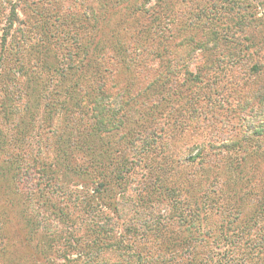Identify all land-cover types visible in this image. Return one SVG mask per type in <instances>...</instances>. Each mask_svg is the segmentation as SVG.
Wrapping results in <instances>:
<instances>
[{
	"label": "rangeland",
	"instance_id": "obj_1",
	"mask_svg": "<svg viewBox=\"0 0 264 264\" xmlns=\"http://www.w3.org/2000/svg\"><path fill=\"white\" fill-rule=\"evenodd\" d=\"M185 1L174 0L175 21L204 0ZM222 1L203 5L227 13L236 0ZM253 1L248 12L260 27L250 35L262 42L242 56L196 46L185 54L184 33L152 61L146 43L135 46L140 27L130 29L129 14L113 22V36L143 66L129 75L117 74L118 66L107 72L101 82L109 101L95 108L74 99L62 106L61 79L47 80L40 69L80 65L78 40L96 36L99 1L0 0V264H160L170 257L168 238H189L193 228L210 238L208 264H264V4ZM201 34L195 40L208 39ZM102 49L101 68L110 71L118 48ZM37 71L44 78L31 93ZM92 126L100 138L84 139L80 132ZM67 141L73 154L58 157L57 145ZM88 142L106 154L98 169L91 166L96 200L71 171L84 164ZM186 150L191 156L181 159ZM154 188L167 195L154 197Z\"/></svg>",
	"mask_w": 264,
	"mask_h": 264
},
{
	"label": "trees",
	"instance_id": "obj_2",
	"mask_svg": "<svg viewBox=\"0 0 264 264\" xmlns=\"http://www.w3.org/2000/svg\"><path fill=\"white\" fill-rule=\"evenodd\" d=\"M98 1L100 5L99 10H97V14L92 17L95 18V20L100 21L99 23L96 21V36H93L90 40L88 39V41L86 40L87 37L83 39L80 36L78 40L80 45L78 52L80 56V65L77 64L73 66L75 69H64L61 66H56L54 64L47 65L44 63L43 67L40 69L44 74L47 71V80L51 78L54 80L56 78L62 80H60V82L57 81L60 87L63 88V91L60 92L61 95H64L65 99L62 102V106L69 105V102L74 99L76 102L80 101V105L91 103L95 105L96 108L97 104L101 103V101L107 99L109 101V96L106 91L109 89L105 85L107 82H101L105 78L104 75L107 72L113 74V67L118 66L120 69L115 71L117 74L129 75L134 74L137 68L143 66V61L133 58L131 50L122 47V40L117 36H113L115 31L111 28V24L116 20L119 21L118 24L122 23L125 20L124 15L127 14H129L127 22H130V29L136 30L140 27L138 32L139 38L136 41L138 43L135 44L136 48H139L140 42L146 43L151 48L152 52L149 57L152 58V61L156 59V56L165 57L167 49H170L173 46L174 39L182 36L184 33H190L189 37L185 39V42L182 44L185 46L184 48H187V52L184 51V53H188L189 55H191L189 51L196 46L195 49L200 47L199 49L203 53L222 48L229 52L233 51L237 56H242V54H248L252 47H256L262 42V40L255 42L257 41L254 39L255 37L250 35L251 33L256 32L260 27V25L256 24L259 22L258 14L248 12V9L254 5L253 0H236L230 5V9L227 13L221 9V6L220 8H217L215 3L210 8L206 7V5H203V2L206 1L204 0L203 2L192 4L191 7L194 11H190L189 16L180 21H175L171 18V12L174 8V0H147L150 7L148 9H146V7L144 9L143 4H141V2H143L142 0ZM182 1L186 2L185 0ZM224 1L227 2V0H223L222 2ZM259 2L264 4V0H259ZM217 3H220V1L216 2V4ZM90 20L92 19L90 18L85 24H82L85 26L91 25ZM119 27L120 25L117 27V31ZM127 28L128 26L126 29ZM200 33H202L201 35L205 34L209 36L208 39L205 40L201 38L199 41L195 40V38H200ZM247 41L248 43H245ZM113 46L117 47L118 50L114 52L115 55L112 58L113 65L111 70L108 71L101 68V54L99 52L103 51V47L107 48ZM5 48L2 47L0 50V76L1 63L3 62V56L1 57V55H4L3 52L6 50ZM72 59V56H70L69 60L72 61ZM209 61L213 62L212 59H209ZM109 62L112 63L111 58ZM90 69L94 76L93 78L92 76H87V74H91L89 72ZM41 72L37 71L36 73H33L29 80L30 84H33V87L30 89L31 93L36 91L40 81L44 78L41 75ZM93 80L97 82L99 81L100 85H97L94 88L90 87V90L88 88L82 89V85L88 86L86 83ZM156 80L161 82L158 78H156ZM201 82H203V80H201ZM127 88L128 87L125 89ZM194 90L195 89H186V92L192 94ZM30 92L27 91L26 94L28 95ZM5 95L7 98L12 97V93H9V91H6L4 96ZM65 110L68 111L67 107ZM151 120L152 119L150 118L147 122H151ZM147 122L143 125V127H145L143 129L148 127ZM86 133L87 131L80 132L86 140L89 139L86 135L92 136L95 139L100 138L99 128L97 131L96 128L92 126L90 134ZM253 135H257V131L253 133ZM89 143L90 142L86 144L88 149L85 151L86 155L83 160L84 164H76L71 171L74 176L83 180L79 182L86 187L89 193L91 189V197L96 200L95 198L99 197L98 194L100 192L99 188L97 190L95 186L97 179L94 170L98 169L100 163L99 160L102 158L101 154H104L105 157L106 154L101 149L95 148V144L89 145ZM195 146L197 148L199 147L198 145ZM230 146L233 150L234 148L239 147V144L233 143ZM56 149L58 157L59 154H61L65 158H70V155L73 154L72 143L68 141L61 145L59 143ZM109 155L110 153L108 156ZM190 156L191 155L186 150L181 156V159L185 160ZM123 165L124 164L120 162L114 172V178H116L118 182L125 172ZM91 166L94 168L93 171H91ZM47 175H50V173H47ZM155 183L159 184V181ZM97 186L100 187L103 186V184L97 183ZM152 194L157 198L161 196L164 198L167 195L165 192L161 193V190L155 188L153 189ZM192 231L193 232L189 234V238H187V236L181 241H175L172 237L168 238L169 242L163 247V249L165 251L164 253H168L167 255L170 257L166 259L162 258L160 264H208V261L204 260V258L213 254V252L209 250V244L207 243V239L210 238L206 235L201 237V234L204 233L201 232L198 234L195 228H193ZM27 240H29L28 237L26 241ZM262 245L264 246V244ZM96 246H98V244ZM99 250H101V248H99ZM99 252H96V254L99 255ZM100 255L104 256L105 254ZM202 255H204V257H202ZM219 256L220 263H223L228 258L226 254L222 253H220ZM158 262L159 260L155 261V263L150 261L148 264H156Z\"/></svg>",
	"mask_w": 264,
	"mask_h": 264
}]
</instances>
